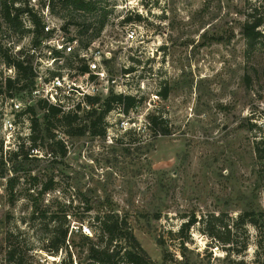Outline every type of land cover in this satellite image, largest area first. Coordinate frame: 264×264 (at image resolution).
Instances as JSON below:
<instances>
[{"label": "rangeland", "instance_id": "rangeland-1", "mask_svg": "<svg viewBox=\"0 0 264 264\" xmlns=\"http://www.w3.org/2000/svg\"><path fill=\"white\" fill-rule=\"evenodd\" d=\"M43 1L29 0V4L45 22L48 19L60 27V36L75 37L78 28L64 29L68 20L51 13L48 5L40 6ZM94 1L107 21L89 45L87 58L77 43L73 51L80 52L79 56L69 59L70 55H64L63 64L55 67L76 86L73 90L66 86L61 94L77 101L76 90L80 87L81 91L87 80L80 76L81 69L101 51L96 71L103 77L89 76L100 84V98L123 93L135 95L138 103L126 113L114 106L105 118V136L59 133L67 153L54 166L45 167L51 155L43 148L35 152L42 160L33 165L34 173L41 181L53 177L56 185L46 202L60 215H67V237L76 243L72 263L90 261L86 246L80 247V221H84L81 232L93 236L88 221L96 212L112 209L127 216L136 238L156 264H264V226L259 231L247 215L245 224L238 220L240 214L256 209L264 221V157L258 161L254 152L256 146L260 153L264 150V37L257 40V50L247 55L242 29L255 0ZM135 14L141 20L124 21ZM94 15L88 14L90 21ZM127 29L135 31L134 38L126 39ZM260 29L264 34V25ZM41 45L35 51L41 50V60L46 62ZM0 46V80L14 75L2 50L23 51L26 59L33 57V67L37 52L31 36L20 38L2 32L1 27ZM46 67L38 69L51 76ZM34 99L33 90L13 99L0 94L3 155L8 156L18 142L28 143L31 121L20 113ZM150 113L162 116L167 134L145 125ZM11 175L10 171L0 177V264H6L2 251L6 217H10V226L20 225L28 233L25 264H67L64 250L53 255L41 249L34 235L37 225L29 228L20 223L27 199L8 201L5 187ZM206 215L215 216L213 223L220 226L224 237L223 224L235 226L231 229L237 241L233 254H227L222 241L211 244L199 222L178 232L182 223Z\"/></svg>", "mask_w": 264, "mask_h": 264}, {"label": "trees", "instance_id": "trees-1", "mask_svg": "<svg viewBox=\"0 0 264 264\" xmlns=\"http://www.w3.org/2000/svg\"><path fill=\"white\" fill-rule=\"evenodd\" d=\"M246 1L251 2V0ZM40 4V6L48 5L51 13L68 20L63 27L64 29L71 25L78 28L77 35L71 37L70 40H76L78 47L82 49L89 47L100 36L107 21V15L98 8L94 0H45ZM0 13L2 32L10 31L18 34L20 38L29 35L35 48L50 35L49 32L45 31L46 22L43 16L38 13L33 5L29 4V0H0ZM88 14H95L94 21H90ZM141 18L140 14H135L134 18L127 16L123 19L128 22L133 19L141 20ZM263 25L264 3L262 0H255V3L246 12V19L242 26L248 46L246 47L247 55L257 50L255 47L257 40L264 37L260 29ZM2 47L4 46L2 45ZM2 54L6 65L13 68L14 75L0 80V88H2L0 94H5L13 99L24 91L31 93L36 76L32 67L33 57L28 60L23 56V51L12 54L7 49L2 50ZM77 56L78 53L74 52L68 58H77ZM86 70V66L81 69L82 72ZM162 95L166 97L165 92ZM87 101L91 108L79 114L72 111L64 112L42 98L32 100V103L20 113L27 114L31 121L28 143L18 142L16 148L9 151L8 156L3 155V147L0 146V177H6L8 172H12V175L6 179L5 191L8 201L13 204L20 197L27 199L26 212L20 217V223L27 224L29 228L37 225L34 235L36 240L42 243L41 249L53 255L64 250L68 255L67 264H73L72 256L76 243H71L67 237L70 227L66 223L67 215L65 213L60 215L58 211L52 210V204L46 202V195L55 190L56 185L53 177L41 181L38 173H34L33 165L42 160V157H37L35 152L43 148L45 153L51 155L45 167L54 166L60 163L61 159L59 158H63L67 153L65 141L58 137L59 133L67 136H83L87 133L91 136H105L107 113L114 106L126 113L138 103L135 95L113 92L103 100L100 97L89 96ZM145 125L152 130L159 129L163 134H167V129L164 128V120L159 114H148ZM254 152L258 161L264 157V150L260 153L258 146ZM20 184L23 187L20 190L16 189ZM91 210L92 207L89 205L87 211L90 212ZM245 215L249 216L248 222L261 231L264 221H262L263 214L260 213V210H247V212L240 214L238 220L242 224L246 223L243 218ZM214 217L206 215L199 220L192 217V219L181 224L178 232L182 233L194 223L199 222L203 233L211 238V244H213L212 240L215 241V244L222 241L223 248L227 254L231 255L235 252L233 246L237 242L231 230L235 226L229 227V225L223 224V229L227 232L224 237L219 233L220 226L218 229L213 223ZM9 218L6 217L8 227L5 230L2 246L5 262L6 264H25L28 233L20 225L10 226ZM90 220L91 223L88 221L87 224L94 233L93 236L81 232L84 221H80L81 224L78 227L82 241L80 247L86 246L87 259L90 260L88 264H156L136 238L125 214L120 215L119 212L108 209L96 212ZM159 243L164 244L162 238H159ZM183 244L184 241L181 242L180 246L182 247ZM245 246L246 243L244 242L242 247ZM81 250L83 251V249ZM78 264H82L81 259H79Z\"/></svg>", "mask_w": 264, "mask_h": 264}, {"label": "built area", "instance_id": "built-area-1", "mask_svg": "<svg viewBox=\"0 0 264 264\" xmlns=\"http://www.w3.org/2000/svg\"><path fill=\"white\" fill-rule=\"evenodd\" d=\"M45 31L50 33V35L42 41L41 45L44 46L41 47V49H45L44 51L47 53V56H45L46 62L41 60V50H39L38 52L35 51L40 47H36L34 49L35 53L37 52V58L40 59V62H38L36 58L33 65V70L36 75L35 85L37 84V86L35 87L36 89H33L34 96L46 100L49 104L60 108L64 112L72 111L79 113L89 109L90 104L87 101V97H101V90L99 89L100 84L96 82L95 77H91L92 79L89 78L91 74L95 76H101V78L103 77L96 71L98 64L96 57H100L101 51H96L94 53L93 61H90L87 66V70L81 72L80 74V76H86L87 80L84 88L81 87V91L80 87H78L79 89L77 88L76 90L79 93V98L77 99V101H70L71 99L69 95H63L61 94V91L66 86L68 87V89L73 90V88L76 87L75 83L69 82L65 75H63L60 71H57L59 68L57 69L55 67H57L59 63L63 64L65 58L64 55H71L72 53H74V46L75 44L77 45L78 42L76 40H66L64 36H60V27L50 24L48 22V19H46ZM135 35L136 34L134 30H126V39H132L135 37ZM53 42H56V45H54L53 47H49L48 45ZM90 49V47H87L82 50V52H84L82 54L83 58H87V51H90ZM108 53L110 54V52ZM79 54L80 52L78 53V56ZM109 54H107L106 57H108ZM43 65L47 66L46 68L48 69V73H52L51 76H45V74L38 69ZM19 106L20 105H15L16 108H19Z\"/></svg>", "mask_w": 264, "mask_h": 264}]
</instances>
